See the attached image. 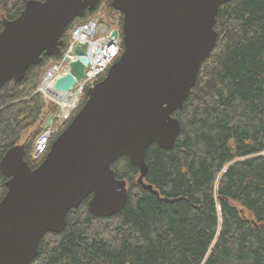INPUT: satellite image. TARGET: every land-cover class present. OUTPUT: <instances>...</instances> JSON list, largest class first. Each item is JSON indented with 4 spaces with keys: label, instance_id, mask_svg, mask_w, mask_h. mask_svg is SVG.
Returning a JSON list of instances; mask_svg holds the SVG:
<instances>
[{
    "label": "trees",
    "instance_id": "trees-1",
    "mask_svg": "<svg viewBox=\"0 0 264 264\" xmlns=\"http://www.w3.org/2000/svg\"><path fill=\"white\" fill-rule=\"evenodd\" d=\"M26 1L0 0V31ZM112 1L100 0L74 19L62 51L74 24L101 6L122 21ZM215 29L216 45L183 107L172 113L181 122L174 146L153 143L146 151L143 182L153 189L138 182L140 171L127 156L119 157L111 166L128 184L123 209L97 216L90 197L84 199L69 211L62 232L42 237L30 264H264V0L221 5ZM60 56L43 55L21 82L0 88V160L23 140L32 168L44 159L34 160L31 151L55 107L35 90ZM5 182L0 173V200Z\"/></svg>",
    "mask_w": 264,
    "mask_h": 264
},
{
    "label": "water",
    "instance_id": "water-1",
    "mask_svg": "<svg viewBox=\"0 0 264 264\" xmlns=\"http://www.w3.org/2000/svg\"><path fill=\"white\" fill-rule=\"evenodd\" d=\"M231 0H113L122 14V51L104 77L86 91V100L52 141L42 162L32 168L25 142L10 147L0 160L7 192L0 200V264H30L42 237L60 233L67 215L90 197L97 216L123 209L128 184L112 163L127 156L147 171L146 151L157 143L174 146L181 122L172 113L182 108L195 86L202 62L218 39L220 6ZM100 0H27L0 31V88L21 82L45 56H57L63 33L75 18L94 11ZM70 71L51 92L72 89L89 63L83 45L75 49ZM49 117L44 125L50 124Z\"/></svg>",
    "mask_w": 264,
    "mask_h": 264
},
{
    "label": "built area",
    "instance_id": "built-area-1",
    "mask_svg": "<svg viewBox=\"0 0 264 264\" xmlns=\"http://www.w3.org/2000/svg\"><path fill=\"white\" fill-rule=\"evenodd\" d=\"M102 20L103 15L96 13L74 24L69 33L67 47L64 51L61 50L59 60L50 64L41 76L35 93H40L47 105L55 106V111L51 116L49 126L39 133L34 142L32 150L34 160L45 156L50 141L80 108L86 90L93 87L106 74L121 54L122 37L121 35L113 36V31L117 27H109L103 24ZM78 45H83V50L89 58L85 74L63 96H55L51 92V87L58 78L70 71L71 63L78 57L75 52Z\"/></svg>",
    "mask_w": 264,
    "mask_h": 264
},
{
    "label": "rangeland",
    "instance_id": "rangeland-1",
    "mask_svg": "<svg viewBox=\"0 0 264 264\" xmlns=\"http://www.w3.org/2000/svg\"><path fill=\"white\" fill-rule=\"evenodd\" d=\"M102 15H103V20H102V23L103 24H105V25H108L109 27H117V23H118V18H117V15L116 14H114L112 11H110L109 9H107L106 7H104V6H101L100 7V11H99ZM82 21H84V19L83 20H81L80 22H82ZM56 61H50V64H53V63H55ZM49 64V65H50ZM48 65V66H49ZM47 66V67H48ZM46 67V68H47ZM45 68V69H46ZM45 71V70H44ZM25 140H27V139H25ZM24 142V140L23 141H21V143H23ZM31 155H32V151H31ZM229 166V164L228 165H226V167L224 168V170H223V172L226 170V168ZM222 172V173H223ZM221 176V174L219 175V177Z\"/></svg>",
    "mask_w": 264,
    "mask_h": 264
},
{
    "label": "flooded vegetation",
    "instance_id": "flooded-vegetation-1",
    "mask_svg": "<svg viewBox=\"0 0 264 264\" xmlns=\"http://www.w3.org/2000/svg\"><path fill=\"white\" fill-rule=\"evenodd\" d=\"M120 17L121 16H117V18H118V23H117V27L119 28V30H121V28H122V21L120 20ZM121 33V32H120Z\"/></svg>",
    "mask_w": 264,
    "mask_h": 264
}]
</instances>
